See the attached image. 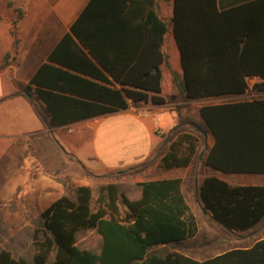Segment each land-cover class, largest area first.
Here are the masks:
<instances>
[{
	"label": "trees",
	"instance_id": "obj_1",
	"mask_svg": "<svg viewBox=\"0 0 264 264\" xmlns=\"http://www.w3.org/2000/svg\"><path fill=\"white\" fill-rule=\"evenodd\" d=\"M153 6L154 0H89L70 31L78 37L77 22L88 18L102 26L104 41L115 35L114 67L98 61L120 88L79 76L110 83L65 35L27 86L28 100L37 98L45 106L48 128L125 110L129 100L164 104L161 47L169 25ZM15 11L19 19L21 11ZM133 19L137 29L131 28ZM16 23L9 26L11 49L1 67L17 63ZM172 35L182 71L176 86L186 98L244 95L253 77L261 81L251 90L264 92V0L224 11H218L217 0H173ZM125 36L132 38V49L121 45ZM199 115V122L180 119L169 131L168 144L155 156L158 169L188 167L209 131L214 140L201 165L224 173L264 174V99L204 105ZM56 180L64 194L47 209L26 215L28 226L8 236L0 218V264H264V237L247 249L201 262L171 250L201 226L181 191V179L138 183L135 200L127 197L129 186L123 183L76 187L67 176ZM196 198L206 227L216 234L210 244L255 231L258 237L264 228V186H232L207 177L198 180ZM90 231L99 239L85 249L78 242ZM160 245L165 247L157 250Z\"/></svg>",
	"mask_w": 264,
	"mask_h": 264
},
{
	"label": "crops",
	"instance_id": "obj_2",
	"mask_svg": "<svg viewBox=\"0 0 264 264\" xmlns=\"http://www.w3.org/2000/svg\"><path fill=\"white\" fill-rule=\"evenodd\" d=\"M251 1L255 0H217V9L224 11ZM88 2L89 0H25L23 5L14 7L11 12L21 11L16 23L19 48L17 63L7 67H1L2 59L11 49L12 38L9 26L0 20V155L23 158L21 166L25 173L28 165L25 158H31L34 162V173L28 188L29 197L23 211L28 215L47 209L64 194L62 184L56 179L66 176L76 187L114 182L126 184L129 186L126 195L130 200L139 198L140 192L135 186L138 183L181 179V191L203 227L200 226L193 237L180 241L171 250L201 262L233 249L251 247L264 237V228L258 237L254 236L255 231L239 236L232 242L210 244L216 234L206 227L202 219L201 214L204 213L198 205L196 187L198 180L207 177H216L232 186H264L254 182L264 174L224 173L203 166L201 159L204 151L201 149H198L196 157L186 168H157L156 153L160 146L168 144V133L180 119L199 122V109L202 106L243 101L240 97L248 92L254 93L250 83L249 90L244 95L201 99H188L176 89V80L181 77L182 71L172 35L173 0H154L153 6L157 17L169 25L168 32L163 34L161 47L165 61L160 66V96L164 98V104L156 105L151 101L134 103L129 100L125 110L48 128L43 103L37 98L29 101L24 94L27 91L30 97L27 86L31 77L47 62L49 54L67 34L75 41L78 51L96 69L93 70L110 83L79 76L109 88H120L98 61L100 58L107 66L114 67L117 45L115 35H109L107 42L104 41L102 26L98 21L88 18L77 22L78 37L70 31ZM147 15L143 19L146 32L149 29ZM137 22L132 20V29H137ZM155 33L158 34V27ZM121 45L127 50L132 49V38L125 36ZM164 75H167L168 89L174 92L176 101L170 100L163 89ZM251 80L253 84L261 81L258 77H253L248 82ZM158 115L164 117L163 123L158 122ZM205 135L204 143L210 148L213 135L209 131ZM244 179L252 181L245 183ZM98 239L99 236L90 231L78 243H82L85 249H90L96 246ZM164 247L165 245H160L156 249Z\"/></svg>",
	"mask_w": 264,
	"mask_h": 264
},
{
	"label": "rangeland",
	"instance_id": "obj_3",
	"mask_svg": "<svg viewBox=\"0 0 264 264\" xmlns=\"http://www.w3.org/2000/svg\"><path fill=\"white\" fill-rule=\"evenodd\" d=\"M24 2L25 0H0V20L4 21L8 26L12 22L18 21V13L16 11L11 12V10L14 7L23 5ZM249 83L252 85L253 81L251 80ZM162 84L169 99L176 101L174 92L168 89L167 75H164ZM176 89L178 88L176 87ZM248 99H264V93L248 92L245 96L240 97V100ZM189 112L192 116L193 110L191 106ZM157 118L159 123H163L164 117L158 115ZM207 148L208 145L204 143L203 137L199 149L203 152ZM22 159L21 157L0 155V218L3 223L2 227H4L5 233L8 236L28 226V222L25 219L27 213L23 210L26 208L27 198L29 197L28 188L30 187L32 174L34 173L32 169L34 162L31 158H25L28 163L25 173L24 168L21 166ZM258 178L254 182L259 185H264V175ZM250 181L252 180L244 179L245 183H249Z\"/></svg>",
	"mask_w": 264,
	"mask_h": 264
},
{
	"label": "water",
	"instance_id": "obj_4",
	"mask_svg": "<svg viewBox=\"0 0 264 264\" xmlns=\"http://www.w3.org/2000/svg\"><path fill=\"white\" fill-rule=\"evenodd\" d=\"M24 94H25L27 97H29V94H28L27 91H24ZM203 136H204V137L206 136L205 133L203 134ZM200 209H201V211H202L203 213H205V211H204L202 208H200Z\"/></svg>",
	"mask_w": 264,
	"mask_h": 264
}]
</instances>
